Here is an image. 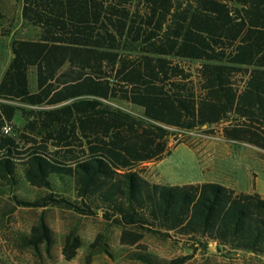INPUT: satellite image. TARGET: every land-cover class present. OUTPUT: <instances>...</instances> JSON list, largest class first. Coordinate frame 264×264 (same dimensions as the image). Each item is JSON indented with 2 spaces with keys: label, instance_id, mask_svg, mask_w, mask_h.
Segmentation results:
<instances>
[{
  "label": "trees",
  "instance_id": "obj_1",
  "mask_svg": "<svg viewBox=\"0 0 264 264\" xmlns=\"http://www.w3.org/2000/svg\"><path fill=\"white\" fill-rule=\"evenodd\" d=\"M20 18L33 37L11 40L0 77V185L39 190L12 193L18 205L99 214L140 248L126 258L141 264L190 257L160 258L139 244L144 234L264 257L259 193L141 171L179 143L193 147L178 133L223 122L226 135L264 148V0H21ZM31 230L22 245L49 247L43 219ZM105 239L96 233L87 256H112ZM80 244L70 229L64 258Z\"/></svg>",
  "mask_w": 264,
  "mask_h": 264
},
{
  "label": "rangeland",
  "instance_id": "obj_2",
  "mask_svg": "<svg viewBox=\"0 0 264 264\" xmlns=\"http://www.w3.org/2000/svg\"><path fill=\"white\" fill-rule=\"evenodd\" d=\"M33 29L20 22L15 38H31ZM205 127V126H203ZM179 138H184L192 144V150L184 144H178L170 154L159 160L154 169L141 166L142 175L148 179H158L161 183L181 184L204 179L206 172L209 177L216 176L208 172L203 166L209 163L202 154V147H198L204 140L229 143L224 141L219 133V126L215 125L207 133L201 131L180 132ZM175 137H171L169 145L173 147ZM235 144V143H232ZM239 148H249L246 144H236ZM199 156V157H198ZM201 156V157H200ZM257 159V165L252 168L249 179H242L235 185L239 191L258 189L264 194V148L256 149L252 153ZM212 174V175H211ZM256 176L254 183L252 177ZM39 189L29 186L24 181H18L10 188L0 185V264H141L126 258L129 250L140 249L128 247L119 241V230L112 223H106L99 214L80 216L65 209L55 207H32L18 205L11 194L16 197L31 199ZM43 219L51 230V243L45 239L33 244L22 245L28 239H33L31 227ZM74 229L80 239V246L74 256L66 260L61 247L65 234ZM106 236L109 256L103 252H96L87 256V244L96 233ZM139 244L160 258H173L190 254L182 264H264V257L253 253L228 248H215L214 243L208 242L206 248H187L170 239L160 240L157 237L144 234Z\"/></svg>",
  "mask_w": 264,
  "mask_h": 264
},
{
  "label": "crops",
  "instance_id": "obj_3",
  "mask_svg": "<svg viewBox=\"0 0 264 264\" xmlns=\"http://www.w3.org/2000/svg\"><path fill=\"white\" fill-rule=\"evenodd\" d=\"M20 8L21 0H0V77L12 57L10 42L15 38V34L22 21L20 18ZM3 30H5V32H3ZM216 125L219 126V133L224 141L229 143L207 140L200 143L198 147H202V154L207 157L209 162L204 164L203 171L204 167H206L210 169L208 172L215 173L216 176L209 177L206 172L204 179L194 182L215 181L236 189L235 185L237 182L242 179H249V176L252 175V168L258 164L257 159L255 157L253 158L252 153L256 149H260V147L249 140V137H251L249 134H240L235 137L228 136L223 132V126L226 125L225 122ZM214 126L215 125H211L210 127L212 128ZM236 144H246L249 148H239ZM191 149L195 151L194 148ZM156 163L157 162H147L142 164V166L153 170ZM255 178L256 176L252 177L253 183ZM148 180L152 182H160L158 179ZM164 183L167 182L164 181ZM251 191H256L264 197V194L254 187H251V190L245 192Z\"/></svg>",
  "mask_w": 264,
  "mask_h": 264
},
{
  "label": "built area",
  "instance_id": "obj_4",
  "mask_svg": "<svg viewBox=\"0 0 264 264\" xmlns=\"http://www.w3.org/2000/svg\"><path fill=\"white\" fill-rule=\"evenodd\" d=\"M2 131H3L4 133L9 132V131H10V124L5 123V124L2 126ZM192 131H197V130H190V131H188V132H192Z\"/></svg>",
  "mask_w": 264,
  "mask_h": 264
},
{
  "label": "water",
  "instance_id": "obj_5",
  "mask_svg": "<svg viewBox=\"0 0 264 264\" xmlns=\"http://www.w3.org/2000/svg\"><path fill=\"white\" fill-rule=\"evenodd\" d=\"M204 126V125H203Z\"/></svg>",
  "mask_w": 264,
  "mask_h": 264
}]
</instances>
